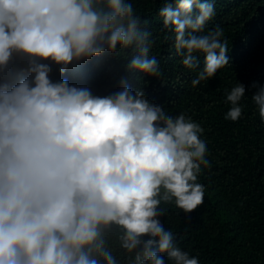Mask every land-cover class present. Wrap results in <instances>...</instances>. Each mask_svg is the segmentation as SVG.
Returning <instances> with one entry per match:
<instances>
[{
	"label": "clouds",
	"instance_id": "obj_1",
	"mask_svg": "<svg viewBox=\"0 0 264 264\" xmlns=\"http://www.w3.org/2000/svg\"><path fill=\"white\" fill-rule=\"evenodd\" d=\"M100 2L0 0V70L17 53L27 60L21 71L31 74L0 81V264H119L106 247L112 226L120 246L136 250L129 264H165L162 253L173 264H200L174 244L159 205L191 211L203 202L198 176L210 166L203 127L166 112L126 79L101 96L50 76L53 64L63 73L118 46L138 51L130 69L161 74L131 0ZM215 12L212 0H173L159 9L181 63L198 69L193 85L230 61L223 28L201 31ZM252 87L264 121V82ZM244 95L241 82L227 91L226 119L241 116Z\"/></svg>",
	"mask_w": 264,
	"mask_h": 264
},
{
	"label": "trees",
	"instance_id": "obj_2",
	"mask_svg": "<svg viewBox=\"0 0 264 264\" xmlns=\"http://www.w3.org/2000/svg\"><path fill=\"white\" fill-rule=\"evenodd\" d=\"M171 2L131 0L141 17L140 28L150 33L149 56L159 60V76L128 67L138 54L131 46L74 61L63 73L53 64L50 76L53 80L67 77L70 83L87 86L101 96L118 90L126 79L166 112H183L198 122L210 161V166H201L198 176L205 185L204 200L191 211L161 201L164 212L159 220L172 231L174 244L198 257L200 264H264V121L252 100L256 91L252 82H264V0H212L215 15L201 31L216 25L223 28L230 61L197 85L191 81L198 69L181 63L173 47L174 33L159 15V9ZM97 7H103L102 0ZM198 55L202 66L203 55ZM26 64L24 56L14 53L0 70V81L14 83L22 75H31L21 71ZM237 82L245 85L239 101L242 114L237 120L226 119L231 106L226 94ZM119 232L117 226L105 230L106 247L119 264H129L136 250L120 246ZM161 255L165 264H173L166 253Z\"/></svg>",
	"mask_w": 264,
	"mask_h": 264
}]
</instances>
